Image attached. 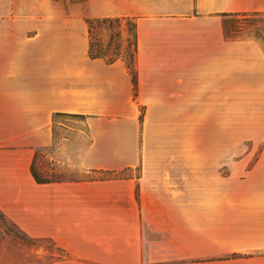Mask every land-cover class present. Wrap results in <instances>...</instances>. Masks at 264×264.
<instances>
[{"label": "crops", "instance_id": "obj_1", "mask_svg": "<svg viewBox=\"0 0 264 264\" xmlns=\"http://www.w3.org/2000/svg\"><path fill=\"white\" fill-rule=\"evenodd\" d=\"M95 12L136 19L135 95L123 60L89 56L84 21L22 37L0 20V212L54 241L51 264H264V179L226 233L224 197L193 196V152L172 142L178 110L224 107L242 56L264 59L224 21L264 0H99ZM56 112L82 118L86 140L55 143ZM45 149L60 166L122 175L39 183Z\"/></svg>", "mask_w": 264, "mask_h": 264}, {"label": "rangeland", "instance_id": "obj_2", "mask_svg": "<svg viewBox=\"0 0 264 264\" xmlns=\"http://www.w3.org/2000/svg\"><path fill=\"white\" fill-rule=\"evenodd\" d=\"M98 1L0 0V20L2 27L15 22L17 36L22 37L60 23L84 21L88 28L86 18L102 17L95 12ZM224 21L226 36L254 40L264 52V12L228 14ZM241 59L240 70L225 77L224 107L214 103L211 108L178 110L173 125V148L180 150L182 143L187 152H193V196L224 197L226 233L232 230L241 203L258 196L256 184L264 179V59L259 54ZM56 120L55 143L64 138L86 140L82 118L59 115ZM257 161L263 167L254 169ZM33 165L43 178L75 179L91 174L58 165L48 149L36 151ZM198 181L203 188H197ZM19 230L0 217V264H51L61 254L47 241L27 240Z\"/></svg>", "mask_w": 264, "mask_h": 264}, {"label": "trees", "instance_id": "obj_3", "mask_svg": "<svg viewBox=\"0 0 264 264\" xmlns=\"http://www.w3.org/2000/svg\"><path fill=\"white\" fill-rule=\"evenodd\" d=\"M76 0H71L75 2ZM244 14L249 12H238L234 14ZM254 13V12H253ZM88 26V54L91 58H101L107 63H111L117 59L123 60L132 76L133 92L136 94V70H135V56L137 51V29L136 19L130 16H102L86 18ZM103 30L105 32H103ZM63 113L56 112L53 118ZM76 116V115H75ZM34 161L32 162L31 172L34 179L39 182H48L61 179L43 178L34 169ZM92 176L99 177H114L122 175L116 171L94 170L91 172ZM0 217L7 219L1 212ZM12 223V222H11ZM13 224V223H12ZM14 225V224H13ZM17 229L18 227L14 225ZM20 231V230H19ZM27 240H43L47 241L52 248L60 251V248L54 241L47 237L34 238L20 231ZM56 258V257H55Z\"/></svg>", "mask_w": 264, "mask_h": 264}]
</instances>
